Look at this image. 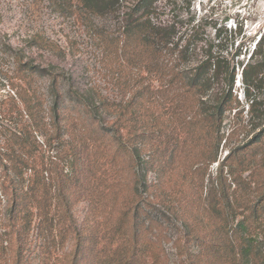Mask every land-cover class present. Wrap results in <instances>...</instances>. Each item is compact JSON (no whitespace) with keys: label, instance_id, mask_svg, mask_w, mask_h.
Returning a JSON list of instances; mask_svg holds the SVG:
<instances>
[{"label":"trees","instance_id":"trees-1","mask_svg":"<svg viewBox=\"0 0 264 264\" xmlns=\"http://www.w3.org/2000/svg\"><path fill=\"white\" fill-rule=\"evenodd\" d=\"M50 1L62 11L72 8L84 28L98 26L95 18L107 17L113 21V30L105 32L100 27L104 33L95 34V38L102 44L108 38L103 50L108 47L113 53L116 67L125 72L134 90L130 99L116 104L118 112L114 119L105 120L98 111L96 115L94 106L81 104L77 96L78 106L87 109L86 114L82 108L76 111L74 122L63 123L62 106L56 100L49 107L51 133L44 141L49 147L52 142H58L59 147L53 156H45L36 148L38 142L32 135L37 128L46 129L44 135L48 134L39 118L43 108L36 78L53 74L55 84L57 74L52 68L26 58L21 49L0 33V77L9 73L11 92L5 99L0 98V114L8 121L15 115L21 117L18 133H6L8 128L0 125V170L5 180L1 186L2 191L11 194V206L17 209L23 203L31 207V212L35 209L51 241L57 237L60 242L72 232L75 247L69 264H78L79 260H86L85 264H165L161 224L155 219L143 223L138 216L144 206L153 202L146 189L148 184L144 178L145 197L130 189L125 192V179L131 169L122 173L120 155L126 156L134 166L135 152L146 147L142 140L150 134L156 145L152 153L157 159L168 147L190 140L194 145L206 144L207 152L202 160L215 161L218 144L238 140V135L243 134L239 145L229 149L224 159H238L241 165L252 164L247 187L254 196L234 195L241 187L239 181L231 192L224 185L217 195L209 192L212 196L209 206L215 213H223L226 221L222 220L219 226L223 234L220 245L209 243L206 249L222 254L228 264H264V249L250 234L264 218V36L261 34L253 43L245 63L236 62L241 68L245 99L240 104L232 91L236 76L234 57L240 51L231 54L226 49L228 43L217 36L216 40L206 38L201 24L183 19L174 9L166 13L159 0ZM6 58H11L9 66L3 64ZM132 67L137 71H129ZM121 83L122 88L130 84L124 79ZM72 91L78 94L77 89ZM133 104L143 105L145 109V120L139 127H135L139 115L128 109ZM227 113L232 116L225 133L222 127ZM173 114L178 115L175 124L167 123V119L157 122L159 116ZM66 125L72 130L69 139L62 138ZM93 125L98 126L91 131ZM158 160L163 162L161 158ZM64 162L69 164L68 170ZM258 171L263 172L262 180L253 183L251 176ZM50 177L57 184L51 185ZM73 197H82L94 210L90 243L85 220L78 229L71 230ZM236 213L242 214L243 219L227 228L228 219L235 218ZM23 252L24 248L18 244L13 264H22ZM197 261L195 255L189 259L190 264Z\"/></svg>","mask_w":264,"mask_h":264},{"label":"rangeland","instance_id":"rangeland-1","mask_svg":"<svg viewBox=\"0 0 264 264\" xmlns=\"http://www.w3.org/2000/svg\"><path fill=\"white\" fill-rule=\"evenodd\" d=\"M159 5L166 13L170 14V10L174 9L183 19L201 24L205 37L216 40L217 36V39H222V42L228 43L226 49L231 54L240 51V54L234 57L236 76L232 91L233 94H237L240 104H244L243 85L240 80L241 68L236 62L245 63L253 43L261 34L264 36V0H159ZM0 6L2 36L6 35L11 43L21 49L26 58L33 59L35 64L52 68L58 77L55 84L52 82L53 74L36 78V88L43 108L39 118L43 124L45 123L48 132L44 135L46 129L35 128L36 131L32 135L38 142L35 144L38 151L45 156H53L59 147L58 142H52L49 147L44 141L51 133L49 107L56 100L62 106L63 123L70 124L75 121L76 111L83 108L81 105L78 106L79 101L82 102L81 104L94 106L96 115L100 112L105 120L116 117L118 112L117 107L115 108L116 104L130 99L134 87L130 79L126 78L125 72L123 73L121 69L119 71L116 67L118 65L109 48L103 50L108 38H104L103 44L95 38V34L104 33L100 27H104L105 32L113 30L112 20L107 17L95 18L94 23L98 26L84 28L75 12H72V8L69 11H62L61 7L52 4L50 0H0ZM10 59H4L3 64L9 66ZM123 70L127 71V69ZM129 71L134 73L137 69L132 67ZM7 76L9 73H4L0 77L2 99H5L10 92ZM123 79L130 83L126 88H122ZM72 89H77L78 94L74 95ZM77 96L79 101H76ZM107 105H110L111 109L107 108ZM128 109L139 115L135 125L139 127L145 120L143 105L133 104ZM89 111L93 116L92 110ZM86 112L87 109L83 108L84 115ZM231 116L232 113L226 115L222 132H227ZM242 117H245V112L242 113ZM177 118L176 114L164 115L159 116L157 122H165L167 119V123L175 124ZM19 120H21L19 115L8 121L0 114V125L8 128L6 133L7 131L18 133L21 128ZM97 126L89 127L93 131ZM132 129L134 132V128ZM147 129L144 130L147 132ZM71 131L66 125L62 138L69 139ZM147 136L149 137L150 134L142 140L145 141V148L134 144V147H139L134 159L137 166H133L126 156L120 155L122 173L131 169V173H128L125 179L124 189L125 192L130 189L138 194L142 193L143 197L145 190L148 189L147 192L150 193L153 202L151 206H144V210L141 209L138 216L140 221H144L143 223L155 219L161 224L160 238L165 264H190L189 259L192 260L193 255L198 258L195 264H228L227 260L222 259L224 258L222 254L209 252L206 249L209 243L220 245L223 234L219 231V226L222 220L226 221L222 218L223 213H215L209 206L212 199L209 192L217 195L222 185L227 186L228 191L231 192L237 188L236 182L239 181L241 187L237 188L234 195L241 198L248 194L250 197L254 196L252 189L247 187L252 164L241 165L238 159H224L229 149L239 145L243 134L238 135V140H232L224 145L223 141L218 144L215 161L202 160L207 152L205 143L197 142L194 145L190 140H186L177 142L175 147H168L164 155L158 157L163 159V162H160L156 154L152 153L156 146L155 141ZM63 165L65 170L69 169L68 163L64 162ZM262 177L263 172L258 171L251 176L252 182L260 181ZM144 178L148 184L146 189ZM53 179L50 177L49 183L57 184ZM4 181L0 170V264H13L18 244L24 248L22 264H69L71 252L75 247L73 233L69 232L60 242L57 237L54 241L49 240L35 209L31 212V207L23 203L17 209L11 206V194L2 191L1 183ZM138 198L141 197H136L135 200ZM140 205H142L141 200ZM88 206L87 201L82 197L72 201L71 213L74 224L71 230L78 229L85 220L88 225L86 227V233L89 235L88 243H90L94 229L91 222L94 210L92 211ZM262 214L264 217V212ZM231 217L232 219L227 221V228L237 220L243 219V215L238 213L235 214V218ZM261 222L258 223V227L257 223L255 224L256 228L251 230L250 234L264 249V218ZM184 252L188 255H184ZM85 263L86 260L78 262V264Z\"/></svg>","mask_w":264,"mask_h":264}]
</instances>
